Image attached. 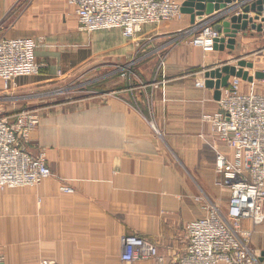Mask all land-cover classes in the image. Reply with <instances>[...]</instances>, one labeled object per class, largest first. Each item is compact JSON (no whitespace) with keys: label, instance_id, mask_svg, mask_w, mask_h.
<instances>
[{"label":"crops","instance_id":"crops-1","mask_svg":"<svg viewBox=\"0 0 264 264\" xmlns=\"http://www.w3.org/2000/svg\"><path fill=\"white\" fill-rule=\"evenodd\" d=\"M192 26L183 14L181 20L142 28L139 45L155 56L141 63L161 61L162 72L151 87L139 88L136 80L122 84L119 60L128 55L124 41H130L119 30L80 31L65 0H0V39L37 40L41 65L38 75L16 79L7 89L0 81V117L22 109L21 97L7 92L22 93L31 78L41 79L34 89H47L38 97L48 92L51 99L34 108L40 122L25 147L32 154L45 152L52 176L36 187L0 191V248L7 264H122L127 235L154 243L164 264H174L185 253V225L205 216L206 202L226 209L228 192L216 183L215 158L230 152L202 121L218 109L219 98L214 89L197 85L232 50L203 52L188 38H176ZM246 33V40H264V30ZM47 49L69 54L70 70L61 68L64 59H54V65L55 54ZM108 64L111 70L84 80ZM55 69L64 77L58 83ZM151 76L142 86L152 83ZM258 81L241 85L255 93ZM104 82L113 87L96 95L71 99L60 91ZM62 186L72 192H61Z\"/></svg>","mask_w":264,"mask_h":264},{"label":"built area","instance_id":"built-area-1","mask_svg":"<svg viewBox=\"0 0 264 264\" xmlns=\"http://www.w3.org/2000/svg\"><path fill=\"white\" fill-rule=\"evenodd\" d=\"M65 1L74 8L80 31L91 34L119 30L136 46L145 25L183 17L182 4L176 0ZM224 18L216 13L205 17L176 38H188L191 46L211 52L223 37L215 27ZM36 48L32 38L0 39V81L4 89L16 79L40 73ZM241 82L231 77L227 86L219 89L218 109L202 116L230 152V156L218 152L215 158L216 183L228 192L227 207L222 211L206 202L205 216L185 225V253L174 264H264V250L253 244L258 228H264V96L243 92ZM197 86L205 88L204 82ZM39 122L32 109L0 117V191L36 187L52 176L45 152L32 154L25 147ZM60 191L72 192L67 186L60 187ZM261 238L264 241V230ZM124 241L122 264L145 260L164 264L154 243L136 235H127ZM0 264H7L1 248ZM38 264L59 263L44 260Z\"/></svg>","mask_w":264,"mask_h":264},{"label":"rangeland","instance_id":"rangeland-1","mask_svg":"<svg viewBox=\"0 0 264 264\" xmlns=\"http://www.w3.org/2000/svg\"><path fill=\"white\" fill-rule=\"evenodd\" d=\"M179 40V39H178ZM36 43L37 40H35ZM124 44H127V46L129 47V53L126 56H123L121 58V60H119V64H122V77H125V79L123 80L122 84H129L131 82H133L134 80H136L138 82V87L139 88H148L151 87V85L156 82V79L159 75H161L162 72V62L161 61H157L156 66H147L145 65V62L141 63L142 60H145L147 58H151L152 56L155 55H147L148 49H146V46H140L137 47L134 43L130 42H126L124 41ZM38 46V45H37ZM47 54H55L54 58L53 56H51V62H53V64H58L59 62H56L54 59L57 60H65V63H67V65H61V68H65V71H69L70 70V66L68 65L69 59H70V55L69 54H65L63 55V57L58 53V50L56 49H47L45 50ZM53 51V53H52ZM167 52V51H166ZM166 52L164 51L160 56V58H162L164 60L165 56H166ZM37 60L39 61L40 57H39V53L37 51ZM142 59V60H141ZM140 60V61H138ZM245 61V62H252L254 64V68L252 70H249L248 72H253V71H262L264 72V40L260 41H249L246 40V36H241L239 35L236 41V46L235 49L230 51L228 56H224L222 58V62L223 64H228L230 66H235L237 67L238 62L239 61ZM148 61H146L147 63ZM222 63L219 64L220 66L223 65ZM112 65H101V66H97L98 70L97 72L95 70H91L90 73H87L84 75L85 79L87 80L88 78H93V76H95V74H101L103 72H107L109 70H111ZM59 70V69H58ZM55 71H57V69L54 70L53 73H55ZM62 75V72L57 71L56 74V78L54 77L53 80H55V83H58L59 80H61L64 77H60ZM152 75L151 76V80L152 83H150L149 85L146 86H142V84H144V80L145 77H148V75ZM253 75V74H252ZM81 77L78 80H82ZM30 80H32V82L30 83V86H27V89H25L22 93H14V92H7L8 94H14L13 96H20V100L22 102V109H18V108H12L9 109L11 111H21L23 109H32L35 110V107H39V105L41 103H49L50 102V96H48V92H46L47 94H44V96L42 98L38 97V93H41L42 91L45 92V90L47 89H42V90H36L34 88H36V85H40V78L34 77L31 78ZM29 81V80H28ZM16 83V82H15ZM105 86H107V88H112L113 84H106L104 83H93L91 85H87V86H80V87H73V85L68 86V87H64L63 89H61L60 91H62V93L64 94L65 97L67 98H71L74 99L75 96H86L88 94H95L98 93L100 90H102L103 88H105ZM39 87V86H38ZM254 88H255V93L263 95L264 96V79L262 81H258L256 83H254ZM254 88H252L254 90ZM241 90L243 92H246V86L242 87L241 85ZM46 108L44 110H48L50 109V105L45 106ZM11 108V106L9 107ZM40 108V107H39ZM10 111V112H11ZM222 199V198H221ZM227 200V198H226ZM225 200V201H226ZM221 200H220V207H222L221 205ZM222 210V209H221ZM264 228H258V232L256 233L254 240H253V244L257 249H262L264 250V241L261 238L262 237V232H263ZM126 239V238H125ZM125 241L123 240V243ZM2 249V248H1Z\"/></svg>","mask_w":264,"mask_h":264},{"label":"water","instance_id":"water-1","mask_svg":"<svg viewBox=\"0 0 264 264\" xmlns=\"http://www.w3.org/2000/svg\"><path fill=\"white\" fill-rule=\"evenodd\" d=\"M241 9L238 14L234 13ZM181 12L189 15L191 23L203 20L213 14L226 17L215 29L223 35L214 46V50H234L239 35L246 36L247 31L262 33L264 30V0H185L181 6ZM253 13L254 16H249ZM257 22V23H256ZM254 68L252 62L243 60L237 67L223 64L205 73L204 85L208 89H214L215 97L219 98V89L227 86L231 77L240 78L244 82L252 83L254 80H263L264 72L256 71L253 75L249 70ZM264 257V251L261 253ZM264 262V258H261Z\"/></svg>","mask_w":264,"mask_h":264}]
</instances>
